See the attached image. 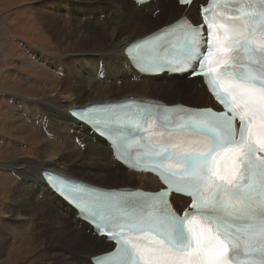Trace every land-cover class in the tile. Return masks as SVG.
I'll return each instance as SVG.
<instances>
[{
	"label": "snow or ice",
	"instance_id": "snow-or-ice-1",
	"mask_svg": "<svg viewBox=\"0 0 264 264\" xmlns=\"http://www.w3.org/2000/svg\"><path fill=\"white\" fill-rule=\"evenodd\" d=\"M202 12L203 25L181 19L132 51L151 71L174 64L172 71L183 66L186 75L202 77L223 110H165L162 135L177 134L172 142L193 148L179 156L142 136L162 190L101 194L79 205L120 245L93 264H264V0H210ZM80 111L117 151L156 121L152 108ZM188 133L205 139L179 135ZM173 193L189 198L188 210L172 207ZM125 231L136 240L119 235Z\"/></svg>",
	"mask_w": 264,
	"mask_h": 264
},
{
	"label": "bare ground",
	"instance_id": "bare-ground-1",
	"mask_svg": "<svg viewBox=\"0 0 264 264\" xmlns=\"http://www.w3.org/2000/svg\"><path fill=\"white\" fill-rule=\"evenodd\" d=\"M65 1H67L65 9L62 3L59 5L68 15L65 21L74 22L79 26V28L74 29V26L71 28L74 29L72 33L77 37V42L71 47L62 43V48L66 51L64 53L67 55L63 62L52 64L53 61L47 58V67L53 65L56 70L63 72L62 85L59 89L60 97L44 94L41 98L45 100L38 101L40 103H36L37 107L27 100L24 101V106L27 110H31L30 113L33 116L41 109L53 119L54 132L50 139L44 136L47 141L36 150L35 161L16 165V169L22 172L24 178L16 186L13 199L8 206L11 214L7 216L8 219L5 217L0 225V260L6 256L11 247L10 237H15L16 234L19 237L25 236L27 233V230L13 232L19 229L13 224L19 219L20 206L28 208L31 216L36 215L32 219L35 229H32L30 231L32 233L28 235L31 247L36 249L38 255L36 264H91L89 261L91 256L110 249L112 245L94 236L90 226L77 217L76 210L53 192L42 176V171L57 170L80 180L103 185V183L79 176V173L88 172L91 169V176L105 182L114 180L112 184L103 185L108 187L124 186L116 184L117 177H120L122 181L125 177H127L125 180L139 177L143 185H146L147 181L155 182L151 176L130 173L120 164L115 163L112 159V151L106 142L86 124L78 121L69 110L71 107L115 101L132 95L156 96L174 90L175 85L180 84V80L184 78L175 76L169 82L164 83L162 78L166 76H156L153 80L141 78V81L135 82L141 76L130 65L124 51L125 47L164 23L162 22L156 29H150V26L141 24L143 16L156 12L151 9L146 13L145 9L149 5L139 7L132 0ZM68 3L72 5L69 10L66 8ZM57 5L46 1L40 3V6L44 8V12L41 11L40 15L52 30L56 29L57 33L62 34V28L60 29L56 23L62 15ZM192 9L196 10L197 6L193 5ZM166 12L168 11H161L162 14L157 15L154 23L158 24L159 20L165 19L163 16L167 14ZM170 16L172 19L176 15L170 14ZM129 26H134V28L127 31L125 27ZM192 88L196 90L197 98L202 102L205 99L204 90L197 88L194 84ZM150 90L157 94L148 93ZM43 129L47 130L46 127ZM100 155L103 161H100ZM118 169H121L120 172H117ZM21 196L24 199H20ZM177 200L184 199L177 197ZM47 259L51 262H45ZM0 264H6V262Z\"/></svg>",
	"mask_w": 264,
	"mask_h": 264
},
{
	"label": "rangeland",
	"instance_id": "rangeland-1",
	"mask_svg": "<svg viewBox=\"0 0 264 264\" xmlns=\"http://www.w3.org/2000/svg\"><path fill=\"white\" fill-rule=\"evenodd\" d=\"M43 1L51 2L54 5L58 4V10H60L62 15L56 20V23L60 29L62 28V34L57 33L56 29H53V31L43 21L44 18L40 15L41 11L44 12L43 6H40V3H44ZM65 2L67 1L0 0V225L5 217L8 219L7 216L11 214L8 206L13 199L12 196L16 186L24 178L22 172L16 169V165L25 164V162L32 160L35 161L36 150L40 149L47 141L46 138L50 139L52 132H54L53 119L50 116L48 117L41 109L33 116L30 113L31 110H27L24 106V101L27 100L34 107H37L36 103H40L38 101L45 100L41 98L44 94L60 97L59 89L62 85L63 72L60 71V73L53 65L47 67L46 63H48L47 58L54 62L52 64L63 62L67 55L64 53L66 51L62 48V43L67 47H71V45L75 46L77 42V37L72 31L75 27L79 28V26L75 25L74 22L65 21L68 19V15L62 11L61 5H59L62 3L63 9H65ZM70 7L72 5L68 3L66 8L69 10ZM146 13H148L147 10ZM166 13L170 14L169 12ZM165 16L167 17V15ZM165 16L163 17L165 18ZM155 19L157 17L153 16V14H147L141 19V24L150 26V29H156L162 22L167 21L162 18L157 24L154 23ZM73 26L74 29H71ZM132 28L134 26L125 27L127 31ZM137 28L139 29V27ZM89 30H91L90 27ZM139 32L137 31V33ZM162 80L164 83L167 82H165V78H162ZM139 81L141 79L135 82ZM180 82V84L175 85L174 90L163 92L162 96L174 98L178 87L185 85V79H181ZM189 85H187L188 92L192 93L193 84L190 89ZM148 93L157 94L154 91L151 92V90ZM191 93L188 94L191 95ZM30 97H32L31 100ZM45 127L47 130L43 129ZM99 159L103 161L102 155L99 156ZM118 170L117 172H120L121 169ZM91 173V169H89L88 172L79 173V176L97 183H103V185L112 184V181H114L105 182L91 176ZM117 178L116 180L121 182L132 180H125L127 177L123 181L120 177ZM121 182L116 184H122ZM22 198L24 199L23 196L20 197V199ZM19 214V219L13 224L19 229L13 232L18 233L27 230V233L25 236L19 237L16 234L15 237H10L11 247L7 251L6 256L0 260V263L36 264L38 255L36 249L31 247L28 240V235L32 233L30 231L35 229L32 219L36 215L31 216L30 210L21 206L19 207ZM45 262L48 263L51 260L47 259Z\"/></svg>",
	"mask_w": 264,
	"mask_h": 264
}]
</instances>
